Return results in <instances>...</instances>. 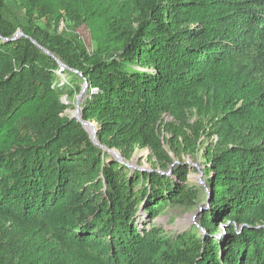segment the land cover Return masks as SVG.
<instances>
[{
    "label": "trees",
    "instance_id": "obj_1",
    "mask_svg": "<svg viewBox=\"0 0 264 264\" xmlns=\"http://www.w3.org/2000/svg\"><path fill=\"white\" fill-rule=\"evenodd\" d=\"M60 64L86 82L94 140L64 114ZM188 109L220 141L198 227L172 236L153 221L200 205L187 168L127 164L134 144L164 152L156 122ZM0 264H264V0H0Z\"/></svg>",
    "mask_w": 264,
    "mask_h": 264
},
{
    "label": "rangeland",
    "instance_id": "obj_2",
    "mask_svg": "<svg viewBox=\"0 0 264 264\" xmlns=\"http://www.w3.org/2000/svg\"><path fill=\"white\" fill-rule=\"evenodd\" d=\"M54 26V24H51V29ZM56 29L57 33L81 42L91 53L94 51L89 31L84 25L76 26L69 24L67 21H62ZM17 35L20 37L22 34L18 31ZM60 67L62 71L57 74L56 82L59 85L66 86L64 94L61 97L62 104L67 107L64 114L70 118H80L82 104L88 95V87L86 82L83 81L82 75L77 74L79 78L77 83L81 87V91L77 92L76 86L70 81V76L66 72H63L64 70H68V68L63 64H60ZM86 126H91V128L88 127L90 131L88 128L87 131L92 138L93 126L90 124ZM155 126L160 135L164 150L170 160H172V163L166 162L167 155L165 156V151L157 152L152 148H140L137 144H134L127 165L131 170L152 173L154 170L159 171V165L166 164V171H162L161 173L167 174V176L176 181H179V179L174 176V171L176 169L187 168V184L200 189V205L193 210L169 206L153 221L155 226L172 236L182 235L198 227L200 220L199 208L206 207L205 200L209 194L205 170L210 164L205 155L206 149L213 151L220 140L219 136L213 132L208 118L202 117L195 109L186 110L184 121L181 122L168 114H162ZM184 138L197 140L201 147L200 152L198 154H190V152L183 150L181 144L184 143ZM111 152L115 156H119L118 150L114 149ZM138 219L139 225L141 222L148 223V218L145 216L143 209L139 212ZM224 228L225 226L220 227V233L217 238H221Z\"/></svg>",
    "mask_w": 264,
    "mask_h": 264
},
{
    "label": "water",
    "instance_id": "obj_3",
    "mask_svg": "<svg viewBox=\"0 0 264 264\" xmlns=\"http://www.w3.org/2000/svg\"><path fill=\"white\" fill-rule=\"evenodd\" d=\"M17 38H18V35H17ZM76 119L82 123L83 127H84V128L86 129V131H87V126H86V125H88L89 123L82 122V121H81V117H80V118H76ZM87 132H88V131H87ZM94 134H95V130H94V128L92 127V135H93L92 139H94ZM110 153H112V152L110 151ZM113 155H114V154H113ZM117 157L120 158V156H117Z\"/></svg>",
    "mask_w": 264,
    "mask_h": 264
},
{
    "label": "bare ground",
    "instance_id": "obj_4",
    "mask_svg": "<svg viewBox=\"0 0 264 264\" xmlns=\"http://www.w3.org/2000/svg\"><path fill=\"white\" fill-rule=\"evenodd\" d=\"M88 127H90V128H91V126H88ZM88 127H87V128H88ZM90 128H88V130H89V131H90Z\"/></svg>",
    "mask_w": 264,
    "mask_h": 264
}]
</instances>
